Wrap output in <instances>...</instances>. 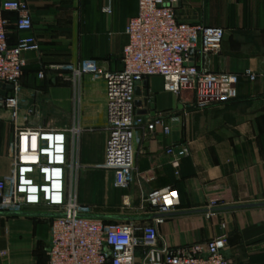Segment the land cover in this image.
Listing matches in <instances>:
<instances>
[{"label":"crops","instance_id":"1","mask_svg":"<svg viewBox=\"0 0 264 264\" xmlns=\"http://www.w3.org/2000/svg\"><path fill=\"white\" fill-rule=\"evenodd\" d=\"M26 1L33 16L31 33L19 32L16 15L5 13L11 46L28 34L40 44V52L24 54L22 107L24 114L32 110L25 125L50 126L69 134L74 128L81 129L75 183L80 204L97 206L95 216L133 217L149 223L155 215L134 211L141 205L142 192L164 191L167 202L176 205L173 213L264 202V0H183L178 7L182 22L225 30L221 51L205 59L196 57L195 64L234 75L238 97L199 110L186 106L193 95L168 93L161 77L149 78L136 99L144 101L148 94L149 105L138 107V113L162 116L171 132L166 135L160 129L144 142L137 157L138 169L154 180L144 183L142 189L136 185L116 187L113 170L106 168L104 83L85 77L81 87L75 88L62 83L59 72L52 68L89 59L107 71H121L129 41L126 28L138 15V0ZM249 70L256 76L254 81L247 74ZM40 72L45 74L43 79ZM28 99L32 106H24ZM174 117L179 121H172ZM5 123L12 141L14 126L1 110L0 178L13 174L9 142L3 137ZM169 146H188L190 150L178 168L166 152ZM126 202L130 209L124 208ZM24 213L32 216L0 215V264H47L54 214L41 207ZM164 218L159 232L172 247L204 244L226 233L230 260L264 264V208Z\"/></svg>","mask_w":264,"mask_h":264},{"label":"built area","instance_id":"2","mask_svg":"<svg viewBox=\"0 0 264 264\" xmlns=\"http://www.w3.org/2000/svg\"><path fill=\"white\" fill-rule=\"evenodd\" d=\"M183 0H138L139 12L126 28L128 44L123 51V69L110 72L97 61L82 60L52 67L62 83L75 88L85 77L105 85L107 163L114 172L115 186L129 189L150 183L154 177L138 169L137 157L146 139L160 129L168 135L171 127L162 116L151 118L138 113L137 90L149 78L164 80V90L177 96L193 95L186 106L203 110L237 99L236 77L212 72L195 64L221 51L225 30L182 22L177 9ZM111 13L110 8L106 9ZM16 15V29L31 33L33 16L26 0H5L0 6V83L13 85L4 98L8 121L14 126V138L8 145L13 159V174L0 178V211L24 212L46 208L54 215L50 223L47 264H235L226 251L228 235L221 234L206 243L170 246L159 232L165 218L151 222L107 221L94 218L99 208L78 202L74 181L78 178V142L80 128L70 131L26 126L32 110L22 107L21 80L26 62L24 54L40 52L35 36L28 34L11 46L9 20ZM247 74L256 79L253 71ZM44 72L39 73L43 79ZM172 121H179L177 117ZM167 154L174 165L190 155L188 146H169ZM170 191V189H168ZM162 190L142 192V202L134 211L151 215L173 213ZM131 204L126 202L125 209ZM214 213H209V216ZM36 264V263H33Z\"/></svg>","mask_w":264,"mask_h":264},{"label":"water","instance_id":"3","mask_svg":"<svg viewBox=\"0 0 264 264\" xmlns=\"http://www.w3.org/2000/svg\"><path fill=\"white\" fill-rule=\"evenodd\" d=\"M14 89L13 85H4L0 83V109L4 107L3 101L4 98L7 96L9 91ZM137 95L140 96V88L137 90ZM148 106L149 105V98L148 94H146L144 101L136 102L137 107H141L142 105ZM264 208V202H257V203H248L242 205H233L227 207H220L215 209H206V210H197V211H187V212H177V213H170L166 215H156L154 218L158 217H168V216H181V215H189V214H197V213H218V212H230V211H238V210H248V209H260ZM0 215L10 216V217H17V216H32V214H27L24 212H3L0 211ZM56 215H53L55 217ZM94 218H99L107 221H139V218L133 217H118V216H94Z\"/></svg>","mask_w":264,"mask_h":264},{"label":"rangeland","instance_id":"4","mask_svg":"<svg viewBox=\"0 0 264 264\" xmlns=\"http://www.w3.org/2000/svg\"><path fill=\"white\" fill-rule=\"evenodd\" d=\"M21 85H22V83H21ZM22 100H25V98H23L22 97ZM25 103H24V106H26V104H30L31 105V103H30V100L28 99L27 101H24ZM29 102V103H28ZM41 104V103H40ZM29 106V105H28ZM32 106V105H31ZM8 113V112H7ZM7 120H5V122H6ZM8 124L6 125V123H5V125H4V128H5V132H4V141L5 142H9L10 143V139H11V136H10V132L8 131ZM75 183H76V180L74 181V185H75Z\"/></svg>","mask_w":264,"mask_h":264}]
</instances>
